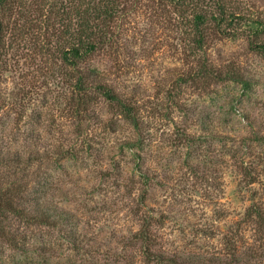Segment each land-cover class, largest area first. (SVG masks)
<instances>
[{"label": "rangeland", "instance_id": "1", "mask_svg": "<svg viewBox=\"0 0 264 264\" xmlns=\"http://www.w3.org/2000/svg\"><path fill=\"white\" fill-rule=\"evenodd\" d=\"M16 1L0 264H264V0H115L109 40L73 65L77 2Z\"/></svg>", "mask_w": 264, "mask_h": 264}, {"label": "trees", "instance_id": "2", "mask_svg": "<svg viewBox=\"0 0 264 264\" xmlns=\"http://www.w3.org/2000/svg\"><path fill=\"white\" fill-rule=\"evenodd\" d=\"M174 1H176L177 3H187L186 0ZM14 2L17 3L16 0H0V47L5 37L3 15L5 11H8L9 13V10H11L10 4ZM75 2H77V7L75 8L74 12L77 18L78 28L76 34L78 36L76 38V41L70 43L71 46H69V48H63L61 52L63 60L71 65L76 63L75 60H82V58L86 54L94 51L97 47V44H103L107 40H109V38L106 36L108 28V24L106 21L111 20L112 16H115V14L119 12L115 0H98V2L95 4L92 0H75ZM195 5H197V3H195L192 7H194ZM218 7L221 11L223 10L222 4H219ZM63 8L64 7H62V9ZM196 17L199 18L201 16L196 15ZM82 78H84V75L81 73V79H79L78 85L79 89L85 90L86 85L85 82H82ZM234 79L237 81L240 80V78L236 77ZM97 87L103 95H105L109 99H112V94L110 95L109 89L105 86V84L99 83ZM252 179L253 178L251 177L249 182H252ZM247 215L248 217H250V213H247ZM143 219L144 224L139 229V231L135 233V237L137 236L146 242L151 239L149 228L153 223V218L152 216H144ZM145 254L147 261L151 260L157 263L164 261V257L160 252L156 253L154 251L147 250Z\"/></svg>", "mask_w": 264, "mask_h": 264}]
</instances>
